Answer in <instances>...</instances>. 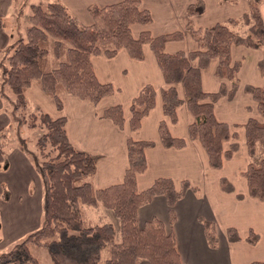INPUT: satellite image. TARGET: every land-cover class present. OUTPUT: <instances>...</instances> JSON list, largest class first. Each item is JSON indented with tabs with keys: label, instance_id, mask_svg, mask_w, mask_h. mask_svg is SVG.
Wrapping results in <instances>:
<instances>
[{
	"label": "trees",
	"instance_id": "trees-1",
	"mask_svg": "<svg viewBox=\"0 0 264 264\" xmlns=\"http://www.w3.org/2000/svg\"><path fill=\"white\" fill-rule=\"evenodd\" d=\"M227 1L235 3L239 0ZM248 2V12L239 18H230L228 22L200 29H195L189 22L187 29L198 49L188 54L184 51L167 53L165 50L168 41L182 39V31L154 36L144 30L138 38L133 36L132 24H148L153 20L151 12L141 6L140 0H122L103 7L91 4L88 6L93 18L90 25L82 24L61 0H44L32 5L26 36L19 38L10 48L4 75L15 94L14 112L28 119L25 127L45 129L36 137L33 152L34 163L45 186L44 222L12 250L0 255V264H41L31 253L32 244L46 246L54 264H140L141 261L185 264L174 233L167 230L161 219L153 217L143 225L139 223V209L157 195L166 198L173 222L174 206L190 188V184L183 181L182 188L177 190L171 178L159 177L148 189L138 190L137 175L147 168L145 149L154 146L155 142L129 138V167L123 182L97 189L93 182L97 157L71 142L66 117H52L38 105L31 109L26 91L33 81H37L60 109L63 107L62 91L98 104L104 97L113 95L116 89L112 83L98 79L92 56L113 57L120 48H126L134 58L143 59V45L149 44L169 84L161 90L164 113L176 122L177 108L185 103L194 117L189 126L190 137L200 141L211 167L220 169L238 149L236 141H231L229 148L224 149V142L231 140L234 134H231L229 124L217 119L214 111V103L220 96L228 93V97L233 98L239 87L241 61L232 62V45L253 48L264 45L262 0ZM187 12L189 16L203 13V0L190 4ZM240 22L248 25L246 35L230 27V24ZM215 58L218 59L216 76L231 82L228 91L225 86L217 92H205L202 88L201 71ZM196 59L198 65L194 66L192 60ZM259 67L264 73V57ZM180 83L184 88V99L177 92L176 85ZM245 91L256 100L258 111L264 117V87L246 85ZM155 102V88L152 84L144 85L130 106L132 130L141 126L143 117L148 115ZM103 117L112 119L121 128L125 125L121 104L106 108ZM243 126L252 159L243 175L248 181L250 195L264 200V154L258 162L253 160L258 146L264 149V122L250 117ZM1 132L3 130L0 131V144L4 146L8 135ZM159 134L167 147L186 146L184 138L171 135L165 120L159 124ZM221 185L227 191L234 190L225 177L221 178ZM84 204L110 209L119 220L120 239H117L114 223H88ZM204 223L209 244L215 247L218 243L215 226L209 221ZM227 232L231 239H238L232 228ZM248 240L256 241L252 236ZM104 249L109 255L103 261Z\"/></svg>",
	"mask_w": 264,
	"mask_h": 264
},
{
	"label": "crops",
	"instance_id": "crops-1",
	"mask_svg": "<svg viewBox=\"0 0 264 264\" xmlns=\"http://www.w3.org/2000/svg\"><path fill=\"white\" fill-rule=\"evenodd\" d=\"M61 1L82 24L84 23L80 17L88 20L90 25L93 18L88 11L89 5L103 7L122 0ZM140 1L141 6L151 12L153 20L148 24H132L131 31L135 38L144 30L150 31L154 36L174 31L183 32L182 39L166 43L167 53L184 51L188 54L198 49V44L187 29L189 22L195 29H200L215 23L228 22L230 18H239L249 10L248 0L235 3L227 0H203L204 12L189 16L187 9L197 0ZM27 4L25 9L19 11L15 0H0V64L1 61L3 64V55L24 36L19 32V27L24 29L23 34L26 32L32 5L35 3L31 6L29 2ZM261 13L264 19L262 7ZM19 17L20 20L25 17L20 26ZM242 23L231 25V28L246 35L248 26ZM143 53V59H136L126 48H120L113 57L104 54L92 56L98 79L104 83H112L116 89L113 95L104 97L98 104L62 91L60 97L63 107L60 109L40 84L33 81L26 91L30 107L32 109L38 105L52 117H66L67 133L71 142L77 148L97 157L93 178L97 189L123 182L129 167V138L155 142L154 146L145 149L147 168L137 175L138 190L148 189L159 177L171 178L177 190L182 188L183 181L190 184V188L175 204L173 222L166 198L157 195L139 209V223L143 225L153 217L161 219L167 230L174 233L185 264L264 263V200L250 195L248 181L243 175L252 160L248 153L243 124L250 117L264 122L256 100L245 91L246 85L264 87V73L259 67V62L264 57V45L260 48L243 44L232 45V62L241 61L238 70L239 87L233 98H229L228 93L220 96L214 103V111L217 119L229 124L231 134H234L231 140L224 142V149L229 148L231 141L238 143V149L231 159L224 161L220 169L211 167L207 152L200 141L190 137L189 126L194 117L187 105L183 103L177 108L176 122L164 113L161 90L169 84L166 83L149 44L143 45ZM192 64L197 66L198 60H192ZM217 65L218 59H212L201 71L202 88L205 92H217L221 86L227 87L228 91L231 87L227 78L216 76ZM4 68L2 66L0 69V130L3 129L9 134L16 129V121L12 119V94H6L3 90L7 89ZM146 84H152L155 88V106L143 117L141 126L132 130L129 125L130 106ZM176 88L179 97L184 99L183 85L177 84ZM116 104L123 106V128L112 119L103 117L105 109ZM162 120L167 122L173 137L186 140L185 147H167L162 143L159 134ZM18 133L16 132V138L8 139V136L4 146L0 144V254L39 229L44 222V182L33 160L34 150L28 147L25 137H21L19 131ZM260 147L262 146H258L253 159L255 162L264 154V149L259 152ZM222 177L227 178L233 185V191L222 187ZM205 221L212 222L215 226L218 239L215 247L209 244ZM228 228L234 230L238 239L229 237ZM249 236L256 241L250 242ZM140 264L149 263L141 261Z\"/></svg>",
	"mask_w": 264,
	"mask_h": 264
},
{
	"label": "rangeland",
	"instance_id": "rangeland-1",
	"mask_svg": "<svg viewBox=\"0 0 264 264\" xmlns=\"http://www.w3.org/2000/svg\"><path fill=\"white\" fill-rule=\"evenodd\" d=\"M28 2L30 3V6H31V4H33V3L44 2V0H15V4L18 7L19 11H22L23 9H25V5ZM263 6H264V0H262V2L260 4V10H261V7L264 8ZM24 14L26 15V12H24ZM24 18L25 17H22V19L20 20V17H19V26H20L21 21ZM80 19H81V21L85 25H88V20H85L84 18H81V17H80ZM23 23H24V21H23ZM231 25H236V24H230V27H231ZM23 31H24V29H21L19 27V32L22 33L21 35L26 36V32H24V34H23ZM6 54L3 55V57H4L3 58V64H2V61H1V64L2 65L0 64V69H2V66H4L6 68L7 65H8V56H9V54L8 53H6ZM51 57L52 58L54 57V54L53 53H51ZM54 62L56 63V61H54ZM5 68H4V70H5ZM0 74H1V70H0ZM4 77H5V75H4ZM5 85L7 86V89H3V90L5 91L6 94L7 93L9 94V92L12 94L11 100H14L13 101V105L15 107V100H16L15 99V94L12 91V89L10 88V86L8 85L7 82H5ZM12 119H15V121H16L15 122L16 129H14L12 131V133H9V134L6 131L5 132L3 131L1 133L3 135L4 134L5 135H8L9 136L8 139H9V138H16V132L18 133V131H19L20 134H21V137H23V138L25 137V141H26L28 147L31 148V149H33L35 151V139L39 135V133H41L45 129H41L40 130L39 127L38 128H34V129L26 128L25 126L27 125L26 122H27L28 119L24 115L16 114L15 112L13 114ZM2 130L3 129H1L0 131H2ZM2 138H5V136H3ZM259 152H263V148L262 147H260V151ZM256 160L257 161L259 160V153H258V156H257ZM83 211H84V214H85L86 221L88 223H91V224H95V223H105V222H112V223H114L115 226H116V228H117V239L118 240L120 239L119 220L117 219V217L114 215V213L110 209H107L104 206L95 207V206H92V205L84 204L83 205ZM14 246L11 249H9L8 251L12 250L14 248ZM4 253H6V252H4ZM4 253H1L0 255H2ZM31 253L35 257L38 258V260H39V262L41 264H54L53 261H52V259H51V257H50V254H49V251H48L47 247L44 246V245L32 244ZM108 255H109L108 250L107 249H104L103 252H102V260L104 261L108 257Z\"/></svg>",
	"mask_w": 264,
	"mask_h": 264
}]
</instances>
